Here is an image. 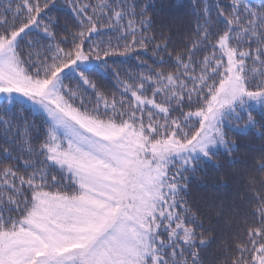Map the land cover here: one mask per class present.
I'll use <instances>...</instances> for the list:
<instances>
[{"label":"snow or ice","instance_id":"obj_1","mask_svg":"<svg viewBox=\"0 0 264 264\" xmlns=\"http://www.w3.org/2000/svg\"><path fill=\"white\" fill-rule=\"evenodd\" d=\"M171 47L130 0H0V264H264V0ZM248 137L260 176L206 225L192 182Z\"/></svg>","mask_w":264,"mask_h":264},{"label":"trees","instance_id":"obj_2","mask_svg":"<svg viewBox=\"0 0 264 264\" xmlns=\"http://www.w3.org/2000/svg\"><path fill=\"white\" fill-rule=\"evenodd\" d=\"M141 7L147 6L148 15L153 21V31L159 33L163 29L171 37L172 48L180 50L187 43L188 36L192 33L197 23L200 9L205 3L211 4L212 0H130ZM63 5L64 0H59ZM53 15L60 17L61 23L67 22L69 27H72V13L64 6L58 8ZM142 59H147L143 56ZM117 63L125 58H115ZM151 63V60L148 61ZM136 60L129 58L128 62L122 64L124 68L135 70ZM101 90L106 94L115 91L114 80L105 78L103 82H98ZM255 115V113H253ZM29 120L34 119L30 113H24ZM258 118V117H257ZM39 125V120H37ZM232 134L230 133V136ZM240 150L233 154L236 163L230 164L229 161L221 156L217 163L222 167L217 170L213 165H207V172L199 174L198 179L194 180L191 185V199L198 203L204 210V214L208 219H205V224L211 223L216 226L217 219H220L218 210L214 206L217 200H227L229 202L234 198L235 193L241 188L245 182V177L248 175H256L259 178L260 174L255 173L253 165L257 162L260 153L261 141L259 138L248 137L238 141ZM236 177L233 179V177ZM216 181H222L218 187H212ZM224 185H227L225 187ZM232 213L226 212L217 230L227 232L228 226L235 223L232 219Z\"/></svg>","mask_w":264,"mask_h":264}]
</instances>
